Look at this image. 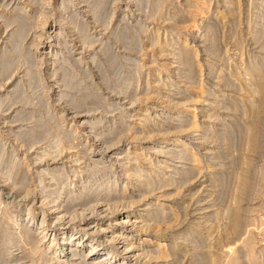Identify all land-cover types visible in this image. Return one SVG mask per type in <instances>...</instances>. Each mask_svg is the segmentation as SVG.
<instances>
[{"label": "rangeland", "instance_id": "obj_1", "mask_svg": "<svg viewBox=\"0 0 264 264\" xmlns=\"http://www.w3.org/2000/svg\"><path fill=\"white\" fill-rule=\"evenodd\" d=\"M100 1L0 0V66H7L0 69V264H49L41 250H32L41 222L55 240L63 230L73 232L68 244L75 247L89 244L84 220L93 226L126 213L134 214L130 220L156 223L149 229L163 239L169 256L136 264H264V220H258L264 211V110L248 109L260 96L251 89L258 78L264 82V19L254 35L246 27V16L261 0H241L235 19L215 15L214 0ZM184 39L185 63L176 58ZM188 66L192 77H185ZM253 118L256 151L244 133ZM171 138L183 145L168 144ZM187 145L204 148L197 161ZM135 168L150 175L152 185L139 188ZM240 176L248 180L242 191ZM232 204L243 216L236 231L228 226ZM24 217L31 225L24 227ZM135 225L122 229L134 246L145 237V227ZM91 239L99 253L111 245ZM79 255L60 264L79 263Z\"/></svg>", "mask_w": 264, "mask_h": 264}, {"label": "bare ground", "instance_id": "obj_2", "mask_svg": "<svg viewBox=\"0 0 264 264\" xmlns=\"http://www.w3.org/2000/svg\"><path fill=\"white\" fill-rule=\"evenodd\" d=\"M100 1V0H99ZM203 1V3H206V1L205 0H202ZM210 1H212V0H208V2H210ZM214 1H216L215 2V5H214V3H213V5L214 6H216V11H217V14H215V15H218V16H223V18H224V16H228L229 18H231V19H235V17H238V16H240V4H241V0H214ZM225 2V4L223 5V6H221V7H219L221 4L219 3L218 4V2ZM39 2V1H38ZM95 2V1H94ZM98 2V1H97ZM101 2V1H100ZM99 2V3H100ZM105 2V1H104ZM107 2V1H106ZM222 2V3H223ZM84 3H86V2H84ZM93 3V2H92ZM163 3V2H162ZM243 3V2H242ZM49 4V3H48ZM100 4H103L102 6H104L105 4L104 3H100ZM99 4V5H100ZM192 4V3H191ZM194 4V3H193ZM208 4V3H207ZM210 4H211V2H210ZM210 4H208V5H210ZM254 4V3H253ZM89 5V4H88ZM95 5V4H94ZM190 5V4H189ZM206 5V4H205ZM79 6V5H78ZM101 6V5H100ZM187 6V5H186ZM195 6V5H194ZM201 6H202V4H201ZM204 6V5H203ZM249 6V5H248ZM190 7V6H189ZM193 7V6H192ZM207 7V6H206ZM205 7V8H206ZM209 7V6H208ZM191 8V7H190ZM204 8V7H203ZM99 9V8H98ZM103 9V8H102ZM159 9V8H158ZM208 9V8H207ZM211 9V8H210ZM213 9V8H212ZM154 10V9H153ZM161 10H163V9H161ZM203 10V9H202ZM91 11V10H90ZM104 11V10H103ZM155 11V10H154ZM201 11V10H200ZM207 11V10H206ZM101 12V11H100ZM203 12V11H202ZM201 12V13H202ZM41 13V12H40ZM185 13V12H184ZM206 13V12H205ZM214 13V12H213ZM244 13H246V12H244ZM250 13V12H249ZM69 14V13H68ZM73 14V13H72ZM190 14V13H189ZM71 15V14H70ZM167 15V14H166ZM214 15V14H213ZM243 15V13L241 14V16ZM245 15V14H244ZM103 16V15H102ZM182 16V15H181ZM159 17V16H158ZM186 17V16H185ZM207 17V16H206ZM244 17V16H243ZM247 17V19H246V24H247V26H246V24H245V26L247 27V29H248V31L250 32V35H254V29L257 27V25L258 24H260V22L264 19L263 17H264V0H261V2L258 4V6H255L254 7V9H253V11H252V13H250L249 15H247L246 16ZM171 18H173V17H171ZM182 18V17H181ZM196 18V17H195ZM213 18V17H212ZM13 19V18H12ZM192 19V18H191ZM217 19V18H216ZM221 19V18H220ZM221 20H223V19H221ZM28 21V20H27ZM206 21V20H205ZM181 22V21H180ZM185 22V21H184ZM198 22V21H197ZM222 22V21H221ZM230 22V21H229ZM237 22V21H236ZM245 22V21H244ZM243 22V23H244ZM264 22V21H263ZM24 23H25V21H24ZM188 23V22H187ZM203 23V22H202ZM213 23V22H212ZM233 23H234V21H233ZM9 24V23H8ZM28 24V23H27ZM43 24V23H42ZM180 24V23H179ZM181 24H184L183 22H181ZM230 24V23H229ZM238 24H239V22H238ZM237 24V25H238ZM224 25V24H223ZM240 25V24H239ZM215 26H217V25H215ZM230 26V25H229ZM237 27V26H236ZM25 28V27H24ZM123 29V28H122ZM210 29V28H209ZM19 29H17V31H18ZM26 30V29H25ZM29 30V29H28ZM220 30V29H219ZM86 31V30H85ZM164 31V30H163ZM196 31H198V30H196ZM218 31V30H217ZM124 32V31H123ZM193 32V31H192ZM212 32H213V30H212ZM23 33H24V31H23ZM86 33V32H85ZM197 33V32H196ZM195 33V34H196ZM235 33V32H234ZM256 33V32H255ZM126 34V33H125ZM191 34V33H190ZM208 34V33H207ZM219 34V33H218ZM228 34V33H227ZM238 34H239V32H238ZM24 35V34H23ZM58 35V34H57ZM83 35V34H82ZM87 35V34H86ZM124 35V34H123ZM172 35V34H171ZM245 35V34H244ZM259 35V34H258ZM170 37H172V36H170ZM219 37V36H218ZM17 38V37H16ZM87 38H89V37H87ZM20 39V38H19ZM94 39V38H93ZM93 39H91V40H93ZM170 39V38H169ZM174 39V38H173ZM85 40H86V38H85ZM87 40H89V39H87ZM154 40V39H153ZM187 40V39H186ZM189 40V39H188ZM130 41H131V39H130ZM176 41V40H175ZM90 42V41H89ZM154 42V41H153ZM158 42V41H157ZM163 42V41H162ZM165 43H166V41H164ZM171 42V41H170ZM179 42V41H178ZM182 43L181 44H179V46L180 45H183V46H181L182 48H181V50H180V52H179V54H178V57H176V58H178L181 62H184L183 60H185L184 58H186L185 56L188 54V52H189V47L188 46H186L187 44H186V41H185V39L184 40H182L181 41ZM240 42V41H239ZM129 43V42H128ZM127 43V44H128ZM151 43V42H150ZM180 43V42H179ZM188 43V42H187ZM224 43V42H223ZM20 44V43H19ZM153 44H156V43H153ZM167 44V43H166ZM219 44V43H218ZM18 45V44H17ZM101 45V44H100ZM107 45V44H106ZM168 45V44H167ZM220 45V44H219ZM16 46V45H15ZM191 46V45H190ZM13 47V46H12ZM47 47H49V45H45L42 49H46ZM178 47V46H177ZM163 48V47H162ZM162 48H160V50H162ZM191 48V47H190ZM240 48V47H239ZM242 48V47H241ZM18 49V48H17ZM105 49V48H104ZM191 50V49H190ZM29 51V50H28ZM162 51H164V50H162ZM234 51V50H233ZM191 52V51H190ZM193 52V51H192ZM197 52V51H196ZM111 53V52H110ZM194 53V52H193ZM103 54V53H102ZM176 54V53H175ZM194 56V55H193ZM92 57V56H91ZM109 57H111V56H109ZM113 58V57H112ZM111 58V59H112ZM115 58V57H114ZM122 58V57H121ZM65 59V58H64ZM110 59V58H109ZM132 59V58H131ZM173 59V58H172ZM113 61L112 62H114V60H116V59H112ZM76 61V60H75ZM97 61V60H96ZM129 61V60H128ZM179 62V61H178ZM180 62V63H181ZM263 62V61H262ZM185 63V62H184ZM196 63V62H195ZM254 63V62H253ZM192 64V63H191ZM219 64V63H218ZM243 64V63H242ZM94 65V64H93ZM193 65V64H192ZM254 65V64H253ZM258 65H259V63H258ZM4 66V65H3ZM3 66H0V69H4V68H6L7 66H4V68H2ZM95 67V66H94ZM193 67V66H192ZM192 67H189L188 66V68H187V73H185L186 75H185V77L187 76V77H190L191 76V74H192ZM252 67V66H251ZM254 67H256V69H257V65L255 66L254 65ZM181 69V68H180ZM199 69V68H198ZM259 69H260V66H259ZM258 69V70H259ZM264 69V68H263ZM1 70V71H2ZM25 70H27V69H25ZM194 70V69H193ZM3 71H5V70H3ZM9 71V70H8ZM255 71V70H254ZM101 72V71H100ZM238 72V71H237ZM252 72V71H251ZM256 72V71H255ZM260 74V73H259ZM105 75V74H104ZM217 75V74H216ZM223 75V74H222ZM255 75V74H254ZM258 76V75H257ZM192 77V76H191ZM259 77V76H258ZM263 77V76H262ZM216 78V77H215ZM193 79V78H192ZM264 79V78H263ZM101 80V79H100ZM253 80H255V79H253ZM155 81V80H154ZM189 81V80H188ZM193 81V80H192ZM197 81V80H196ZM234 81V80H233ZM238 81V80H237ZM220 82V81H219ZM244 82V81H243ZM257 82V84L256 85H254L253 86V88H255V89H251V90H255V91H257L258 92V94L260 95H258L259 97H258V100H257V102L256 103H251V104H249V111L250 112H252V113H255V114H257L260 110H264V82L260 79V78H258V81H256ZM74 83V82H73ZM163 85V84H162ZM72 87H74V86H72ZM167 87V86H166ZM170 87V86H169ZM13 88H14V86H13ZM17 88V87H16ZM200 88V87H199ZM238 88V87H237ZM243 90V89H242ZM248 90V89H247ZM145 91V90H144ZM200 91V90H199ZM173 92V91H172ZM180 92V91H179ZM63 93V92H62ZM158 93V92H157ZM255 93V92H254ZM60 94V93H59ZM247 94V93H246ZM251 94V93H250ZM67 95V94H66ZM147 95H149V94H147ZM155 95V94H154ZM177 95V94H176ZM205 95V94H204ZM255 95V94H254ZM165 96V95H164ZM217 96V95H216ZM247 96V95H246ZM249 96H251V95H249ZM83 97V96H82ZM87 97V96H86ZM189 97V96H188ZM220 97V96H219ZM257 97V96H256ZM137 99V98H136ZM189 99V98H188ZM208 99V98H207ZM16 100V99H15ZM246 100V99H245ZM14 101V100H13ZM206 101V100H205ZM204 101V102H205ZM239 101V100H238ZM244 101V100H243ZM254 101V100H253ZM80 102V101H79ZM200 102V101H199ZM219 102V101H218ZM229 103H231V102H229ZM246 103H249V102H246ZM215 104V103H214ZM218 104V103H217ZM235 105V104H234ZM244 105V104H243ZM1 106V105H0ZM211 106V105H210ZM10 107V106H9ZM189 108H191V107H189ZM239 108V107H238ZM230 109H232V108H230ZM234 109H235V107H234ZM245 109V108H244ZM85 110V109H84ZM87 110V109H86ZM85 110V111H86ZM191 110V109H190ZM194 112V111H193ZM207 112H210V111H207ZM183 113V112H182ZM213 113V112H212ZM167 114V113H166ZM242 114V113H241ZM248 114V113H247ZM246 114V116H248ZM211 115V114H210ZM215 115V114H214ZM232 115V114H231ZM245 115V114H244ZM258 115H260V114H258ZM263 115V114H262ZM193 116H194V114H193ZM246 116H245V118H246ZM151 117V116H150ZM171 117V116H170ZM207 117V116H206ZM210 117V116H209ZM193 118V117H192ZM244 118V119H245ZM263 118V117H262ZM98 119V118H97ZM96 118H95V120H97ZM217 119V118H216ZM250 119V118H249ZM112 120V119H111ZM143 120H144V118H143ZM15 121V120H14ZM94 121V120H93ZM102 121V120H101ZM100 121V122H101ZM13 122V121H12ZM147 122V121H146ZM192 122H194V120H192ZM247 122V121H246ZM158 123V122H157ZM243 123V122H242ZM257 123H258V121H257V118H253L252 120H251V123H250V126H249V122H248V127H247V131L245 132L244 130V133H246V144H247V146H248V148L251 150V151H256V149H257V147L259 148V146H258V133H259V129H258V127H257ZM140 124V123H139ZM190 124V123H189ZM226 124H228V123H226ZM234 124V123H233ZM97 125V124H96ZM141 125H145V124H141ZM192 125H194L193 123H192ZM237 125V124H236ZM242 125V124H241ZM161 126V125H160ZM187 126V125H186ZM190 126H191V124H190ZM197 126V125H196ZM224 126V125H223ZM227 126V125H226ZM184 127V126H183ZM193 127V126H192ZM228 127V126H227ZM243 127V126H242ZM154 128H155V126H154ZM224 128V127H223ZM232 128V127H231ZM243 128H245V126L243 127ZM242 128V129H243ZM119 129V128H118ZM156 129V128H155ZM154 129V130H155ZM173 128H171V130H172ZM210 129V128H209ZM100 130V129H99ZM138 130V129H137ZM154 130H153V132H154ZM157 130V129H156ZM161 130V129H160ZM195 130V129H194ZM233 130V129H232ZM112 131H114V130H112ZM141 131V130H140ZM146 131V130H145ZM152 131V130H151ZM229 131V130H228ZM261 131V130H260ZM67 132V131H66ZM133 132V131H132ZM147 132V131H146ZM236 132V131H235ZM28 133V132H27ZM26 133V134H27ZM106 133V132H105ZM195 133V132H194ZM242 133V132H241ZM262 133V132H261ZM100 134V133H99ZM118 134H119V132H118ZM144 134V133H143ZM227 134V133H226ZM28 135V134H27ZM30 135V134H29ZM43 134H41V136H42ZM100 135H102V134H100ZM117 135V134H116ZM146 135V134H145ZM64 136V135H63ZM107 136V135H106ZM180 136V135H179ZM21 138V137H20ZM28 138V137H27ZM221 138V137H220ZM224 138V137H223ZM242 138V137H241ZM240 138V139H241ZM259 138H260V135H259ZM67 139V138H66ZM172 139V138H171ZM209 139V138H208ZM233 139V138H232ZM54 140V139H53ZM106 140V139H105ZM201 140V139H200ZM229 140V139H228ZM26 141V140H25ZM31 141V140H30ZM40 141V140H39ZM110 141V140H109ZM36 142V141H35ZM168 142V141H167ZM226 142V141H225ZM28 143V142H27ZM69 143V142H68ZM232 143V142H231ZM168 144H170V145H179V146H182L183 145V142L180 140V139H178V138H174V139H172L171 140V142L170 143H168ZM225 144V143H224ZM228 144V143H227ZM260 144V143H259ZM31 145V144H30ZM32 146V145H31ZM168 146V145H167ZM188 146V145H187ZM220 146V145H219ZM225 146V145H224ZM243 146V145H242ZM246 146V145H245ZM241 148V147H240ZM189 149V150H188ZM200 149H204V148H200ZM200 149H198L196 146H188L187 148H185L184 150L185 151H188L190 154H192V158H193V161H195L197 158H195V154L196 153H198V150H200ZM5 150V149H4ZM209 150V149H208ZM225 150V149H224ZM160 151V150H159ZM211 151V150H210ZM243 151V150H242ZM246 151V150H245ZM1 152V151H0ZM57 152V151H56ZM152 152V151H151ZM156 152V151H155ZM163 152V151H162ZM207 152V151H206ZM141 153V155H142V152H140ZM159 153H161V152H159ZM249 153H251V152H249ZM52 154V153H51ZM173 154V153H172ZM199 155V154H198ZM144 156V155H143ZM234 157H236V156H234ZM143 158V157H142ZM145 159V158H144ZM163 159V158H162ZM199 159V158H198ZM197 159V160H198ZM214 159V158H213ZM216 159V158H215ZM249 159V158H248ZM76 160H78V159H76ZM150 160V159H149ZM154 160H156V159H154ZM179 160V159H178ZM196 160V161H197ZM231 160V159H230ZM241 160H242V158H241ZM244 161V160H243ZM14 162V161H13ZM236 162V161H235ZM96 163V162H95ZM197 163V162H196ZM230 163H231V161H230ZM233 163V162H232ZM243 163V162H242ZM248 163H250V162H248ZM248 163H247V165H248ZM253 163V162H252ZM198 164V163H197ZM218 164V163H217ZM144 165V164H143ZM161 165V164H160ZM194 165H196V164H193V166ZM56 166V165H55ZM138 166V165H137ZM199 166V165H198ZM201 166H203V165H201ZM210 167H211V165H210ZM199 168V167H198ZM202 168V167H201ZM249 168V167H248ZM258 168V167H257ZM14 169V168H13ZM63 169V168H62ZM141 169V168H140ZM190 169V168H189ZM188 169V170H189ZM194 169H196V168H194ZM208 169V168H207ZM246 169V168H245ZM83 170V169H82ZM127 170V169H126ZM126 170H125V172H126ZM132 170V169H131ZM135 170H136V168H135ZM197 170V169H196ZM240 170V169H239ZM243 170V169H242ZM259 170V169H258ZM44 171V170H43ZM50 171V170H49ZM140 171L141 170H139V168H138V170H136V171H134L133 173H134V178L136 179V181H138L139 182V184H138V187L139 188H143V187H146V188H148V186H150L149 184H151V180H150V178H148L149 176L147 175H142L141 173H140ZM191 171H193V170H191ZM198 171V170H197ZM261 171V170H260ZM264 171V170H263ZM6 172V171H5ZM51 172V171H50ZM61 172V171H60ZM130 173V172H129ZM168 173V172H167ZM244 173H246L245 171H244ZM248 173V172H247ZM252 173V172H251ZM255 173H256V171H255ZM258 173V172H257ZM9 174H11V173H9ZM48 174V173H47ZM147 174V173H146ZM178 174V173H177ZM200 174V173H199ZM217 174V173H216ZM235 174V173H234ZM263 174H264V172H263ZM6 175V174H5ZM114 175V174H113ZM166 174L164 173V175L163 176H165ZM194 175V174H193ZM211 175V174H210ZM223 175H225V174H223ZM229 175V174H228ZM238 175V174H237ZM260 175V174H259ZM8 176V175H7ZM16 176V175H15ZM64 177H65V175H63ZM156 176V175H155ZM162 176V177H163ZM168 176V175H167ZM13 178H14V176H12ZM216 177V176H215ZM222 177V176H221ZM9 179H10V177H8ZM22 178H23V176H22ZM66 178V177H65ZM178 178V177H177ZM247 178H249V177H247ZM7 179V178H6ZM8 179V180H9ZM162 179H165V178H162ZM224 179V178H223ZM227 179V178H226ZM234 179V178H233ZM236 179V178H235ZM54 180V179H53ZM64 180V179H63ZM154 180V179H153ZM213 180V179H212ZM215 180V179H214ZM4 181V180H3ZM171 181H173V180H171ZM185 181H187V180H185ZM218 181V180H217ZM216 181V182H217ZM17 182V181H16ZM40 182V181H39ZM233 182V181H232ZM247 182H248V180L244 177V176H240V184H239V186L241 187V189H239V190H245V188H246V186H247ZM38 183V182H37ZM162 183V182H161ZM165 183V182H164ZM187 183V182H186ZM222 183V182H221ZM112 184V183H111ZM172 184V183H171ZM180 184V183H179ZM234 184V183H233ZM39 185V184H38ZM152 185V184H151ZM160 185V184H159ZM162 185V184H161ZM165 185V184H164ZM181 185V184H180ZM230 185H232V184H230ZM250 185V184H249ZM101 186V185H100ZM108 186V185H107ZM163 186V185H162ZM169 186V185H168ZM238 186V185H237ZM32 187V186H31ZM221 187V186H220ZM236 187V186H235ZM249 187V186H248ZM51 188V187H50ZM132 189H127L126 190V192L125 193H131V192H133V187H131ZM137 188V187H136ZM138 188V189H139ZM152 188H153V186H152ZM155 188V187H154ZM160 188V187H159ZM207 188V187H206ZM68 189V188H67ZM107 190L105 191V193L106 194H108V191H110L108 188H106ZM125 189V188H124ZM150 189V188H149ZM54 190V189H53ZM84 190V189H83ZM137 190V189H136ZM158 190V189H157ZM169 190V189H168ZM238 190V191H239ZM52 191V190H51ZM113 191V190H112ZM234 191V190H233ZM46 192V191H45ZM56 192H59V191H56ZM55 192V193H56ZM154 192V191H153ZM177 192H179V191H177ZM244 192V191H243ZM110 193V192H109ZM122 193V192H121ZM242 193V192H241ZM90 194V193H89ZM103 195V194H102ZM193 195V194H192ZM68 196V195H67ZM80 196V195H79ZM109 196V195H108ZM112 196V195H111ZM130 196V195H129ZM235 196V195H234ZM84 197V196H83ZM120 197V196H119ZM132 197V196H131ZM71 198V197H70ZM93 198H95L94 196H93ZM129 198V197H128ZM67 199V198H66ZM65 199V200H66ZM80 199V198H79ZM87 199V198H86ZM85 199V200H86ZM97 199V198H96ZM102 199H104V198H102ZM141 199V198H140ZM206 199V198H205ZM236 199H238L237 197H236ZM235 199V200H236ZM71 200H74V199H71ZM111 200H113V199H111ZM110 200V201H111ZM120 200V199H119ZM243 200V199H242ZM64 201V200H63ZM75 201V200H74ZM74 201H72L71 203H73ZM129 201V200H128ZM138 201V200H137ZM201 201V200H200ZM212 201V200H211ZM69 202H70V200H69ZM77 202V201H76ZM63 203V202H62ZM70 203V204H71ZM148 203V202H147ZM152 202H150V204H151ZM186 203H188V202H186ZM239 203H240V199H239ZM81 204V203H80ZM89 203H87V205H88ZM6 205V204H5ZM29 205V204H28ZM146 205V204H145ZM188 205V204H187ZM210 205V204H209ZM234 207H231V208H229L230 209V213L228 214L229 215V218H230V224H231V226L230 225H228L229 227H231L232 228V230L233 231H236V229H238V227H240V224H241V217H243V216H241L240 217V206L238 205V204H232ZM232 205H230V206H232ZM4 206V205H3ZM75 206V205H74ZM73 206V207H74ZM131 206V205H130ZM184 206V205H183ZM149 206H144L143 208L141 207V209H140V211L138 212V214L140 215V214H142V212L143 211H145L147 208H148ZM206 207V206H205ZM71 209V208H70ZM119 209V208H118ZM3 210V209H2ZM215 211H216V209H214ZM70 211V210H69ZM160 211V210H159ZM177 211V210H176ZM191 211V210H190ZM224 211H226V210H224ZM228 211V210H227ZM243 211V210H242ZM252 211V210H251ZM174 212V211H173ZM192 212V211H191ZM246 212V211H245ZM158 213H160V212H158ZM163 213V212H162ZM172 213V212H171ZM244 213V212H243ZM242 213V214H243ZM80 214V213H79ZM90 214V213H89ZM151 214H153V212L151 213ZM150 214V215H151ZM209 214V213H208ZM218 214V213H217ZM222 214H224V213H222ZM227 214V213H226ZM7 215V214H6ZM103 215V214H102ZM134 214H131V213H126L125 215H122L120 218H117V219H115V220H95L94 222V225L93 226H91V224H90V222H92V220L90 221V220H84L83 221V223H82V225H83V230L82 231H84V233H87L88 235H90V238H89V240H88V242H89V244H85V245H82L83 243H80V244H77V245H75V247H72V245H69L70 243H72V239L74 238V233L73 232H69V231H65V230H63L61 233H60V236L57 238V240H55L54 239V237H55V235H56V233H54L53 234V236L52 237H50L51 236V234H48L47 233V231H45V228L47 227V225H45V224H43L42 222L40 223V226L39 227H37L35 230L37 231V233H38V235L40 236V240L39 241H37L38 243L36 244V242H35V244H36V246H35V249H32V248H30V249H32V250H35L34 252L36 253V252H38L39 250H41V252H42V254L43 255H45L46 256V260L47 261H49L48 263L49 264H60L61 262H63V260H62V258H69L70 256L72 257V256H75V255H78V254H80L79 256H80V258H85V260L88 262V260L90 261L88 264H109L110 262H112V259L113 258H115V257H118V256H122L123 258H122V260L120 261V263L119 264H126V263H124L123 262V259L124 260H126V262H131V264H136V263H139L141 260L143 261L144 260V262L145 263H151V261L153 262V260H161L162 258H168L169 256H166L167 254H166V252H165V250H164V246H165V244H163L160 240H163L162 238H160L159 236H158V233L157 232H155V233H151L152 231L149 229V228H155L156 226H157V224L156 223H153V222H151L150 220V218H148V220H137V219H135V220H130L129 218L130 217H132ZM147 215H149V213L147 214ZM149 215V217H151ZM213 215H215L214 213H213ZM227 215V216H228ZM7 216H9V215H7ZM158 216V215H157ZM156 216V217H157ZM161 216V215H160ZM212 216V215H211ZM164 217V216H163ZM183 217V216H182ZM210 217V216H209ZM215 217H217V215L215 216ZM218 217H219V215H218ZM226 217V216H225ZM25 218V217H24ZM155 218V217H154ZM159 218H161V217H159ZM165 218V217H164ZM169 218V217H168ZM33 219V218H32ZM166 219V218H165ZM172 219V218H171ZM176 220H177V218H175ZM216 219V218H215ZM9 220V219H8ZM22 221H24V227L26 226V225H29V223H30V225H31V223H32V220L30 219V217H26L25 219H21ZM157 220V219H156ZM173 220V219H172ZM178 220H180V219H178ZM198 220V219H197ZM11 221V220H10ZM15 221V220H14ZM57 222H59L60 220H56ZM99 221H101V222H99ZM153 221V220H152ZM169 221V220H168ZM167 221V222H168ZM227 221V220H226ZM19 222H21V221H19ZM156 222V221H155ZM171 222V221H170ZM177 222V221H176ZM228 222V221H227ZM6 223V222H5ZM16 223V222H15ZM50 223V222H49ZM165 224H166V222H164ZM198 223V222H197ZM218 223V222H217ZM22 224V223H21ZM93 224V223H92ZM136 224V225H135ZM137 224H138V226H137ZM168 224V223H167ZM137 226V227H140V230H144L145 229V232H143L142 233V235H144L145 237L144 238H140V242L138 241L137 242V244H135V246L133 245L134 243L132 242V241H128L129 240V238L130 239H132V237L131 236H129V234H128V232H126L125 230H122L124 227H126V226H131V227H133V226ZM223 225V224H222ZM19 226V225H18ZM21 226H23V224L21 225ZM176 226V225H175ZM136 227V228H137ZM145 227V228H144ZM158 227V226H157ZM156 227V228H157ZM174 227V226H173ZM142 228H144V229H142ZM148 229V231H147V229ZM169 228H170V226H169ZM213 228V227H212ZM234 228V229H233ZM20 229H22V228H20ZM24 229V228H23ZM61 229H62V227H61ZM74 229V228H73ZM222 229V228H221ZM228 229V228H227ZM25 230V229H24ZM205 230V229H204ZM228 230H230V229H228ZM218 231V230H217ZM223 231V230H222ZM17 232V231H16ZM108 232H110L109 234H108ZM230 232V231H229ZM238 232H239V230H238ZM19 234L17 235V237H16V239H19V237H21L20 236V231L18 232ZM193 233V232H192ZM211 233V232H210ZM227 233H228V231H227ZM235 233V232H234ZM205 234V233H204ZM203 234V235H204ZM49 235V236H48ZM187 235V234H186ZM195 235V234H194ZM202 235V234H201ZM226 235V234H225ZM184 236V235H183ZM209 237H210V235H208ZM224 236V235H223ZM88 237V236H87ZM204 237H206V236H204ZM35 238V237H34ZM91 238H99V239H101V240H105V242H108L109 243V248H108V251L107 252H103V253H99V252H97V250H96V246H97V241H93V239H91ZM196 238V237H195ZM221 239V238H220ZM264 239V238H263ZM262 239V240H263ZM34 240V239H33ZM68 240H69V242H68ZM212 240V239H211ZM226 240V239H225ZM229 240V239H228ZM17 241V240H16ZM100 241V240H99ZM194 241H195V239H194ZM175 242V241H174ZM185 242V241H184ZM191 242V241H190ZM198 242V241H197ZM199 242H201V240L199 241ZM203 242V241H202ZM205 242H206V240H205ZM215 242V241H214ZM219 242V241H218ZM218 242H217V240H216V243L218 244ZM18 243V242H17ZM69 243V244H68ZM102 243H103V241H102ZM178 243V242H177ZM192 243V242H191ZM64 244H68L69 245V247H68V249H64V248H62L61 246L62 245H64ZM194 244V243H193ZM220 244V243H219ZM169 245V244H168ZM182 245V244H181ZM203 245V244H202ZM199 246H201V245H199ZM255 246V245H254ZM177 247V249H180V244L179 245H177L176 246ZM194 247H196V246H194ZM202 247V246H201ZM210 247V246H209ZM220 247V246H219ZM264 247V246H263ZM25 249V248H24ZM29 249V250H30ZM98 249V248H97ZM201 249V248H200ZM213 249V248H212ZM221 249V248H220ZM82 250H84L83 252H82V254L81 253H79V252H81ZM172 250H174V249H172ZM184 250H186V249H184ZM193 250H195V249H193ZM192 250V251H193ZM233 250V249H232ZM222 251H223V249H222ZM253 251V250H252ZM31 252V251H30ZM185 252H187V251H185ZM198 252V251H197ZM205 252V251H204ZM220 252H221V250H220ZM249 252H251V251H249ZM32 253V252H31ZM182 253V252H181ZM214 253V252H213ZM217 253V252H216ZM248 253V252H247ZM253 253V252H252ZM33 254V253H32ZM98 254V255H97ZM172 254V253H171ZM255 254V253H254ZM7 255V254H6ZM69 255V256H68ZM194 255V254H193ZM209 255H210V253H209ZM250 255V254H249ZM201 256V255H200ZM213 256V255H212ZM217 256V255H216ZM222 256V255H221ZM226 256V255H225ZM228 256V255H227ZM177 257V256H176ZM215 257V256H214ZM219 257V256H218ZM82 258V259H83ZM194 258V257H193ZM248 258V257H247ZM255 258V257H254ZM257 258V257H256ZM37 259V258H36ZM79 259V258H78ZM81 259V262H79V263H75V262H72V264H82V261L84 262V259L82 260ZM199 259V258H198ZM210 259V258H209ZM251 259V258H250ZM24 260V259H23ZM114 260V259H113ZM201 260V259H200ZM211 260V259H210ZM215 260H217V259H215ZM228 260H230V259H228ZM259 260V259H258ZM37 261V260H36ZM203 261V260H202ZM207 261V260H206ZM220 261V260H219ZM238 261V260H237ZM251 261H252V259H251ZM264 261V260H263ZM14 262V261H13ZM31 262V261H30ZM46 262V261H45ZM117 262V261H116ZM119 262V261H118ZM160 262V261H159ZM250 262V261H249ZM35 263H37V262H35ZM84 263H86V262H84ZM142 263V262H141ZM140 263V264H141ZM155 263H156V261H155ZM158 263V262H157ZM195 263H197V262H195ZM207 263V262H206ZM214 263H217V262H214ZM213 263V264H214ZM233 263V262H232ZM64 264H66V263H64ZM87 264V263H86ZM163 264V263H162ZM179 264H180V261H179ZM199 264V263H198ZM202 264V263H201ZM205 264V263H204ZM209 264H211V263H209ZM258 264V263H257ZM261 264V263H260Z\"/></svg>", "mask_w": 264, "mask_h": 264}, {"label": "built area", "instance_id": "obj_3", "mask_svg": "<svg viewBox=\"0 0 264 264\" xmlns=\"http://www.w3.org/2000/svg\"><path fill=\"white\" fill-rule=\"evenodd\" d=\"M258 220H264V211H263L262 214L259 216Z\"/></svg>", "mask_w": 264, "mask_h": 264}]
</instances>
